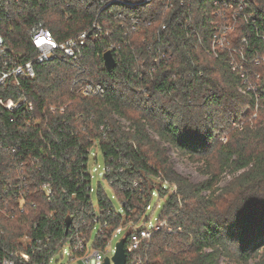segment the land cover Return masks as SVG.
<instances>
[{"label":"trees","instance_id":"1","mask_svg":"<svg viewBox=\"0 0 264 264\" xmlns=\"http://www.w3.org/2000/svg\"><path fill=\"white\" fill-rule=\"evenodd\" d=\"M229 2L245 3L243 11L257 23L247 25L239 14L235 30L217 43L222 31L216 26L224 22L223 10L232 12ZM131 17L138 18L135 28ZM38 23L59 41L91 34L77 63L35 64L33 78L0 90L32 104L14 112L0 106V259L17 251L27 256L19 264H47L65 243L89 237L95 206L100 229L93 246L102 248L116 227L146 222L154 193L163 197L174 187L158 218L166 226L134 249L137 237L125 234L127 264L135 258L145 264H264L257 258L259 249L264 252V96L256 108L229 64L236 49L239 68L258 73L264 92V66L243 64L238 53L242 47L250 58L263 49L257 35L264 33V0H0L8 57L26 61L36 54L30 30ZM110 47L113 70L102 59ZM85 80L102 83L104 92L80 93ZM221 115L229 117L217 120ZM233 120L240 129L220 142L216 131ZM94 145L120 210L100 185L92 201ZM168 149L191 160L213 156L218 172L207 162L200 170L205 178L192 183L174 168ZM225 169L238 174L220 187ZM231 191L239 194L229 198Z\"/></svg>","mask_w":264,"mask_h":264},{"label":"built area","instance_id":"2","mask_svg":"<svg viewBox=\"0 0 264 264\" xmlns=\"http://www.w3.org/2000/svg\"><path fill=\"white\" fill-rule=\"evenodd\" d=\"M128 3L135 4L136 2ZM214 4H217V1H214ZM226 5L229 9L232 10V12L230 14H227L225 10L221 12L224 22L221 24H217L216 26L218 30L222 31L221 38L216 40L217 43L225 39L229 32H233L235 30L237 15L240 14L242 16L243 21L247 25L256 26L257 23V19L252 12L243 11V9H245L246 7L245 3L239 2L237 5H235L233 2H229L226 3ZM130 19L134 23L133 28H135V24L138 23V18L131 17ZM92 28L96 31H101V27L97 22H94L92 24ZM88 33V31L84 30L78 33L76 36H72L65 40L59 41L47 27H45L41 23H38L34 25L30 30V39L32 45L36 49V54L31 59H28L26 61H20L17 56H7L10 52V49L5 44L3 36L0 34V56L3 58L2 64L0 66V90L2 88H5L10 82L14 85H19L21 80L33 78L36 73L35 64L42 63L51 59L77 63L79 58L81 57V49L86 44V38L88 36ZM257 37L262 41L263 49L261 51L254 50L253 55L248 58L242 52V47L238 50L240 61H242L243 64H254L264 66V33H258ZM243 39L244 38H242V40ZM109 50H111V47L109 48ZM236 51V49H232L233 55L230 56L229 64L231 65L232 69L238 70L239 76L241 78V85L239 87V90L243 94H249L250 96H252L253 99L256 101L257 108V102H259V99L264 96V92H261L258 88L259 74L256 72L250 74V71L248 69H245L243 67L239 68L240 64L238 63L235 56V54L237 53ZM78 91L84 95H97L102 94L104 92V86L100 82L85 80L79 86ZM22 104H26L28 109H32V104L30 102H27L25 97L15 99L13 97H4L0 95V106L5 110L14 112L19 109ZM252 117L256 118V114L254 113ZM42 188L46 190L47 195L50 194L48 183H44L42 185ZM98 215H100V212L95 206L94 217H96L93 219L94 225L90 229L88 235L89 237L91 235L92 230L97 225ZM162 226H166L165 221H160L158 227L154 226L151 229L138 226V223H129L127 226L120 225L111 231L110 237L108 238L107 243L104 247L99 248L93 246L94 248L90 254H87V241L89 237H87V239L77 237L73 244L71 241L65 244H68L70 248V260L77 261L81 264H102L104 258L106 257L102 256V251H109V249L106 248H108L110 244V240L112 238L113 233H119L124 228H129L128 230L130 231V234H132V236L137 237L132 240L129 248L134 249L142 240L148 241L151 232ZM74 229L78 230L76 225ZM99 229L100 228L98 226L97 233ZM2 233L3 230H0V235ZM26 238L27 236L23 237V239ZM21 259H27V256L22 254V252H9L0 259V264H19ZM132 262L133 264H145V261H143L141 258H135Z\"/></svg>","mask_w":264,"mask_h":264},{"label":"rangeland","instance_id":"3","mask_svg":"<svg viewBox=\"0 0 264 264\" xmlns=\"http://www.w3.org/2000/svg\"><path fill=\"white\" fill-rule=\"evenodd\" d=\"M243 108H244V106L240 107V108L236 107L238 112H240V111L244 112L246 110V108L245 109H243ZM225 117L228 118L229 116L225 115L222 117V115H221L218 117L217 120H220V119L225 118ZM240 118L243 119L244 117H240ZM234 121L235 120H233L231 122L232 125L230 126L229 129L226 128V129H221L219 131H216L218 140H220V142H222V143L226 142V140L228 139V137L230 136L231 133H234L238 129H240V124H239V126H237L238 125L237 121H236V123H233ZM168 151H169L168 154H170V160L173 163L174 168L177 170V172L182 174L184 177H186L192 183H197L199 181H202L205 178V175L202 174V172L200 170H202L204 168V165H206L207 162H211L213 164L216 172H218V169L216 167V160L213 156H211L208 160L203 159V157H200V156H195V158L193 160H191L188 157L179 156L172 149H168ZM103 167H104L103 156H102L101 152L99 151L98 147L94 145L91 148L90 159L88 162V169H89V172L91 173V176H92V178H91V186L93 188V190L91 192L92 201L95 204L96 190L98 188V185H100L101 188L107 192V194L110 197L115 209L120 210L121 209V203H120L119 199L108 188V186L104 180V177H103L104 168ZM237 174H238V172H232V170H228V169L223 170L218 175L219 180H220L219 186L220 187L230 186V184L233 181V177L236 176ZM173 190H174V187H170L169 190L166 191L165 194L168 195V194L172 193ZM228 194H229V198H235V196H237V194H239V191H231ZM165 196L158 197L157 193H154V196L150 201L149 208L146 211V216L148 217V220L146 222H143V221L139 222L138 226L145 227L147 229H151L154 226L158 227V224L160 223L158 221V218H159L160 213L162 211ZM161 221H165V220H161ZM128 229L129 228H124L121 232L112 234L110 244H109L108 248H106V249H109V251L108 252H106V250L102 251V256H111L113 254V250H114L116 242H118L122 237L125 236V234L128 232ZM97 230H98V226L96 225L95 228L92 230L91 235L87 241V248H88L87 254H90L94 248L93 247V241L95 239ZM69 252H70L69 245L65 244L63 246V249H61L60 252H56L54 255L51 256L48 264H81L77 261L70 260ZM262 257H264V252H262V249H259L257 258H262ZM92 261H93V259H92ZM220 264H232V263H229L226 260H221Z\"/></svg>","mask_w":264,"mask_h":264},{"label":"water","instance_id":"4","mask_svg":"<svg viewBox=\"0 0 264 264\" xmlns=\"http://www.w3.org/2000/svg\"><path fill=\"white\" fill-rule=\"evenodd\" d=\"M90 34L91 32L88 33V35ZM102 59L104 67L108 70H113L117 65V61L114 58L112 51L109 49L103 52ZM70 222L71 217L67 216L65 218L66 231L70 225ZM125 240L126 238L124 236L118 242H116L112 256H106L102 264H127V254L124 247Z\"/></svg>","mask_w":264,"mask_h":264}]
</instances>
